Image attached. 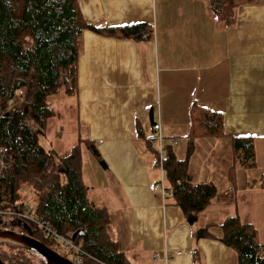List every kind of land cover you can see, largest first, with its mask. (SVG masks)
<instances>
[{
    "label": "crops",
    "instance_id": "obj_1",
    "mask_svg": "<svg viewBox=\"0 0 264 264\" xmlns=\"http://www.w3.org/2000/svg\"><path fill=\"white\" fill-rule=\"evenodd\" d=\"M80 10L89 24L148 23L155 30L148 43L91 31L82 36L73 97L80 131L86 129L107 163L91 186L83 170L90 200L109 214L122 208L120 235L132 264L146 255L150 264H238L236 252L221 242H195L193 235L237 213L264 245V0L239 7L228 28L212 15L208 0H81ZM193 102L222 111L225 132L224 138L197 141L189 169L194 183L211 182L219 192L229 187L233 138L254 139L257 169L236 167V205L215 200L185 217L172 200L152 191L165 177L148 138L153 123L160 124L165 152L173 140L187 149ZM137 122L144 138L136 133ZM177 143L172 149L183 159L186 149L181 156ZM189 219L196 220L193 226Z\"/></svg>",
    "mask_w": 264,
    "mask_h": 264
},
{
    "label": "trees",
    "instance_id": "obj_2",
    "mask_svg": "<svg viewBox=\"0 0 264 264\" xmlns=\"http://www.w3.org/2000/svg\"><path fill=\"white\" fill-rule=\"evenodd\" d=\"M80 1L0 0V148L8 151L0 155V166L4 162L0 205L13 210L28 209L22 193L30 187L37 196L34 213L41 220L65 239L71 240L79 233L75 244L83 251L82 264H132L122 244L112 238L111 215L89 198V188L83 180L82 143L74 146L67 156L59 157L41 145L28 121L30 109L36 114L35 122L44 130L54 115L49 98L60 90L70 96L76 94L78 59L85 31L137 43H148L154 38V27L148 23L120 27L89 24L80 10ZM261 1L208 0V3L212 15L228 28L236 22L239 7ZM13 99L17 105L10 107ZM136 125L137 135L144 138L139 123ZM224 136L223 112L193 102L185 133V157L179 159L172 145L163 164L168 182L165 198L172 200L185 217L205 211L215 200L236 205V167L245 171L257 169L254 139L233 138L229 187L219 192L211 182L194 183L189 169L197 141ZM83 144L99 165L107 168L93 141L85 139ZM216 230L220 232L217 234ZM21 232L27 233L24 229ZM42 236L48 244H55ZM193 236L195 242L202 239L221 242L236 252L238 264H264V245L259 243L256 228L243 223L237 213L221 224H207ZM8 249L0 253L3 264H35L27 248L10 244Z\"/></svg>",
    "mask_w": 264,
    "mask_h": 264
},
{
    "label": "rangeland",
    "instance_id": "obj_3",
    "mask_svg": "<svg viewBox=\"0 0 264 264\" xmlns=\"http://www.w3.org/2000/svg\"><path fill=\"white\" fill-rule=\"evenodd\" d=\"M49 108L54 112L52 118L47 122V127L43 130L35 122L36 114L30 109L27 111L29 114V125L31 126L34 133L39 137V141L47 150H52L59 157L67 156L74 146L81 145L82 143V156H83V170L86 173L88 179H86L89 186H91V180H93L94 174L98 173L101 166L98 163L97 158L92 152L83 144V141L87 138L86 129L82 132L80 131L78 108L76 105V98L67 95L64 90H60L57 94L51 96L48 100ZM179 143V142H178ZM177 143V145H178ZM180 155L183 156L186 149L185 143L182 141L179 143ZM176 145V146H177ZM225 153L227 151L223 150ZM229 153V150H228ZM102 169V168H101ZM97 179L103 181L100 175H96ZM165 185H168L167 179H164ZM22 193L23 201L27 208L32 212H36V201L37 196L35 192L30 188H25ZM117 193V190L115 191ZM91 196V195H90ZM107 207L110 209V203H107ZM111 227L110 232L114 240H119V242L125 247L124 241L121 239L122 234V219L123 211L122 208L117 210L111 209ZM23 233L17 228H0V253L8 251L9 245H18L27 248L29 252H32L30 247L26 244L23 239ZM52 248L57 254L66 257L70 261L76 262L75 252L71 247L65 246L64 244H51ZM82 247V245H81ZM35 253V252H34ZM32 256L33 262L39 264L40 257L38 254ZM130 254L134 252L129 251ZM136 254L139 251H135ZM32 254V253H30ZM143 252L141 251V256ZM152 258L150 255H146L145 258H141L139 264H150Z\"/></svg>",
    "mask_w": 264,
    "mask_h": 264
},
{
    "label": "built area",
    "instance_id": "obj_4",
    "mask_svg": "<svg viewBox=\"0 0 264 264\" xmlns=\"http://www.w3.org/2000/svg\"><path fill=\"white\" fill-rule=\"evenodd\" d=\"M10 107H15L17 105L16 100L13 99L9 102ZM160 124H156L153 127V134L148 138L149 142L151 143L152 147L157 150L159 155L160 167L162 170V176L165 177L164 171V161L167 157L165 150L162 147V143L164 141V137L162 135V129ZM177 142L176 140L172 141V145H175ZM7 149L0 148V155L4 156L7 153ZM4 166V162H2L0 166V179L2 176V169ZM152 191L157 193L160 192L164 197L168 195L167 186L165 185L164 181H160L159 183L155 184L152 187ZM0 221L10 223L13 221H25L30 225H34L42 234H44L49 239L53 240L55 244H64L65 246H69L75 252L76 262L74 264H82L81 255L83 251L81 248L72 242L70 239H65L61 237L57 232L45 221L41 220L33 211L31 212L29 209H20V210H13L10 207L4 208L0 205Z\"/></svg>",
    "mask_w": 264,
    "mask_h": 264
},
{
    "label": "water",
    "instance_id": "obj_5",
    "mask_svg": "<svg viewBox=\"0 0 264 264\" xmlns=\"http://www.w3.org/2000/svg\"><path fill=\"white\" fill-rule=\"evenodd\" d=\"M196 220H188L189 225L193 226ZM21 226V225H20ZM19 226V227H20ZM79 233H75L72 237V242L75 243ZM24 241L34 250L37 254L45 259L49 264H74L69 260H66L61 255L53 252L47 246L34 240L33 238H26ZM0 264H3L0 259Z\"/></svg>",
    "mask_w": 264,
    "mask_h": 264
},
{
    "label": "flooded vegetation",
    "instance_id": "obj_6",
    "mask_svg": "<svg viewBox=\"0 0 264 264\" xmlns=\"http://www.w3.org/2000/svg\"><path fill=\"white\" fill-rule=\"evenodd\" d=\"M4 225V227L5 228H8V229H10V228H17V229H19L20 231H22L23 229L24 230H26L27 231V233H24V232H21V233H23L24 235H23V239H26V238H33L34 240H36V241H38V242H40L41 244H43V245H45V246H47L50 250H52L53 252H55L56 253V251L52 248V245L51 244H48V241H47V239L44 237V236H42V233L38 230H35L34 228H32V226L29 224V223H27V222H25V221H13V222H10V223H6V222H3V221H0V227L1 226H3ZM21 225V226H20ZM20 226V227H19ZM4 227H2V228H4ZM1 228V229H2ZM31 233H33V235L31 234ZM29 234H31L32 236H29ZM27 244V243H26ZM28 245V244H27ZM30 247V246H29ZM30 249H31V251L32 252H29V254L30 253H32L31 254V257L33 256V253L35 252L36 254H37V252L36 251H34L31 247H30ZM34 253V254H35ZM60 255V254H59ZM39 256V255H38ZM40 257V256H39ZM63 257V256H62ZM63 258H65L66 260H68L66 257H63ZM70 261V260H69ZM72 263H75L74 261H71ZM49 264L45 259H43L42 257H40V261H39V264Z\"/></svg>",
    "mask_w": 264,
    "mask_h": 264
}]
</instances>
